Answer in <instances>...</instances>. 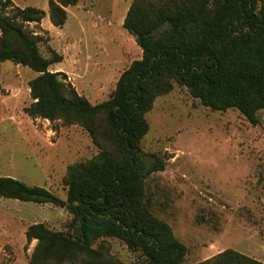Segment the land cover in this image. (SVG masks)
Masks as SVG:
<instances>
[{"label":"trees","instance_id":"1","mask_svg":"<svg viewBox=\"0 0 264 264\" xmlns=\"http://www.w3.org/2000/svg\"><path fill=\"white\" fill-rule=\"evenodd\" d=\"M77 1L48 0L50 22L63 25L65 7ZM9 3L2 2L3 8ZM11 6L10 13L0 10V62L9 60L37 73L28 82L32 102L24 112L80 126L99 149L67 165L65 198L43 186L0 176L1 197L50 203L71 215L63 230L43 222L27 226V242L36 240L29 263L125 264L93 247L95 240L113 237L141 250L145 264H183L186 245L152 213L146 199L145 180L164 169V161L150 154L154 160L147 166L141 148L149 129L145 114L176 82L202 105L237 109L257 125L258 112L264 110V0H132L122 27L133 35L141 56L98 103L80 94L65 74L49 69L63 55L50 48L44 56L38 44L45 38L29 28L46 11ZM196 264L264 262L229 248Z\"/></svg>","mask_w":264,"mask_h":264},{"label":"rangeland","instance_id":"2","mask_svg":"<svg viewBox=\"0 0 264 264\" xmlns=\"http://www.w3.org/2000/svg\"><path fill=\"white\" fill-rule=\"evenodd\" d=\"M9 1L46 11L39 22L29 23L45 38L39 49L44 56L50 48L63 55L49 69L65 74L91 103L107 99L120 73L141 56L133 35L121 24L132 0H78L65 7L67 19L60 27L49 20L48 0ZM2 2L7 0H0V10L10 13L12 6L3 8ZM36 75L26 66L0 62V176L65 198L67 165L99 149L80 126L24 112L32 102L28 82ZM258 116L260 122L252 125L237 109L213 110L176 82L145 114L149 129L141 148L147 166L154 160L150 154L164 161V169L145 180L146 199L152 213L186 245L183 264L202 262L229 248L264 262V110ZM70 218L50 203L0 196V264H30L36 240H26L29 224L43 222L63 230ZM93 247L125 264L146 263L141 250L118 238H99Z\"/></svg>","mask_w":264,"mask_h":264},{"label":"crops","instance_id":"3","mask_svg":"<svg viewBox=\"0 0 264 264\" xmlns=\"http://www.w3.org/2000/svg\"><path fill=\"white\" fill-rule=\"evenodd\" d=\"M122 22H123V19L121 20V24H122Z\"/></svg>","mask_w":264,"mask_h":264}]
</instances>
